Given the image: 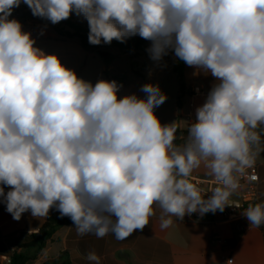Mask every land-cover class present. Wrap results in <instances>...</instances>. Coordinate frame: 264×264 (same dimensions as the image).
<instances>
[{"label": "clouds", "instance_id": "clouds-1", "mask_svg": "<svg viewBox=\"0 0 264 264\" xmlns=\"http://www.w3.org/2000/svg\"><path fill=\"white\" fill-rule=\"evenodd\" d=\"M23 3L53 24L83 15L92 45L138 34L152 41L153 60L171 49L216 83L178 147L175 124L154 111L167 99L158 85L142 86L147 98H120L116 81L83 80L9 19L21 0H0V203L14 220L55 208L80 235L125 239L148 225L154 205L180 220L233 205L234 173L249 164L253 130L264 124V0ZM202 163L222 185L208 198L188 179ZM164 215L161 228L172 223ZM242 215L259 227L264 204ZM87 259L99 264L95 252Z\"/></svg>", "mask_w": 264, "mask_h": 264}, {"label": "crops", "instance_id": "crops-1", "mask_svg": "<svg viewBox=\"0 0 264 264\" xmlns=\"http://www.w3.org/2000/svg\"><path fill=\"white\" fill-rule=\"evenodd\" d=\"M174 57L175 53L170 59V70L176 79L175 90L173 94L166 95L165 102L154 111L162 125L175 124L177 132L174 143L177 145V140L182 136L178 133L187 131L191 120L196 119V110L205 103L216 79L204 70L185 64L183 68L185 88L180 93L179 81L173 71ZM148 63L150 66L155 60L150 61L148 58ZM154 70L152 67L148 70L139 69L141 77H136L132 73L134 76L132 81L126 80L125 77L123 83L115 80L120 86L119 94L121 96L135 94L139 98H147V94L142 91L145 84L158 85L164 94L162 82L164 69L156 72ZM190 104L193 106L190 107ZM253 131L259 137L253 144L264 140V124ZM191 176L208 178L213 175L202 163ZM259 182L258 177L256 201L237 207L247 209L249 205L264 204V189L258 190ZM8 190L5 187V192ZM229 201L240 203V199L235 195L230 196ZM153 207L155 215L150 217L148 225L142 231L137 230L125 239H117L112 232L103 238H97L94 233L80 235L72 221L70 225L57 230L55 234L57 242L47 244L33 264L54 259L61 251L68 252L70 264H96L95 261L87 259L90 252L96 253L99 264H229L228 259H231L230 264H264V224L259 227L251 226L247 218L240 222L224 220L218 211L210 216L207 214L201 216L197 212L196 219L187 218L185 215L183 220H180L175 216L164 215L158 205ZM162 215L165 219L172 220L167 228L160 226ZM43 222L44 217L35 218L30 212L24 213L19 221L14 220L7 212L5 204L0 203V237L5 242L10 236H17L21 232L36 233ZM238 223L242 224V231L236 230ZM231 239L234 240L233 247L223 249L221 247L223 242ZM0 264H9V260L1 256Z\"/></svg>", "mask_w": 264, "mask_h": 264}, {"label": "rangeland", "instance_id": "rangeland-1", "mask_svg": "<svg viewBox=\"0 0 264 264\" xmlns=\"http://www.w3.org/2000/svg\"><path fill=\"white\" fill-rule=\"evenodd\" d=\"M21 7L22 0L20 6L13 9L9 19L18 20L22 25V30L31 33L36 47L46 54L57 55L67 68L74 70L78 77L83 80L91 82L93 85L101 79L118 81L124 80L125 77L126 80L132 81L134 80V76L132 75L134 70H148L152 67V69H155V72L164 69L162 81L164 84V94H173L176 86L175 76L170 70V59L174 53L173 50H167V53L160 60H155V63H152L150 66L148 63V57H151L149 51L145 54L134 51L125 54L115 48L106 47L102 44L100 50L106 56L96 51L86 52L81 48L78 38L61 37L54 29V27H58L63 31L72 32L73 30L67 26V21L87 26L88 22L83 15H77L73 12L68 19L53 24L46 18L34 16L29 7L27 9L23 8L31 13L32 16L30 18L16 17L14 12ZM44 19L47 22H43ZM151 45L152 41L148 40V50L151 48ZM119 91L117 95L122 98L123 96L119 94ZM249 159V164L256 166L257 175L260 178L258 190L259 188L264 189V140L250 146ZM6 243L8 244V242ZM2 259L4 260V258Z\"/></svg>", "mask_w": 264, "mask_h": 264}, {"label": "trees", "instance_id": "trees-1", "mask_svg": "<svg viewBox=\"0 0 264 264\" xmlns=\"http://www.w3.org/2000/svg\"><path fill=\"white\" fill-rule=\"evenodd\" d=\"M22 7L28 8L23 3ZM67 26L73 30L72 32L63 31L58 27H54L56 33L61 37L66 38H78L81 48L86 52H100L101 55L106 56L101 50L102 44L106 47L115 48L122 53L129 54L131 52H141L143 54L148 52V40L141 38L139 35L134 37H126L123 42L113 40L110 44H106L103 41L99 45H92L88 41L89 25L81 26L77 23H71L67 21ZM150 61H154L151 57H148ZM185 63L176 56L174 57L173 71L179 81L180 93L184 91L183 83V68ZM136 77H141L138 70L132 72ZM123 83L124 80H118ZM180 98V95H179ZM189 141L187 132H183L182 136L177 140V145L186 144ZM218 211V210H217ZM216 211V212H217ZM211 215L212 212L206 213ZM72 220L68 217H61L59 212L53 208L48 216L44 217V222L36 233H19L17 236H10L6 242L0 237V257L5 256L9 260V264H33L37 260L39 254L45 249L49 243H56L57 238L55 236L57 230L61 227L70 225ZM234 245V240H226L221 247L223 249H231ZM41 264H70L69 254L67 251L59 252L58 256L54 259H47Z\"/></svg>", "mask_w": 264, "mask_h": 264}, {"label": "built area", "instance_id": "built-area-1", "mask_svg": "<svg viewBox=\"0 0 264 264\" xmlns=\"http://www.w3.org/2000/svg\"><path fill=\"white\" fill-rule=\"evenodd\" d=\"M190 107L193 105L190 104ZM195 118L191 120L192 123L195 122ZM191 123V124H192ZM190 124V125H191ZM190 127V126H189ZM189 129V128H188ZM187 135L189 136L188 130L186 131ZM185 144H181L179 147H183ZM237 187L234 191L231 192L230 196L235 195L238 196L240 199L241 205L244 203H254L257 197V182H258V175L256 171V166L254 164H248L244 166L239 172L234 173ZM189 181L193 183L198 189L201 190V194L208 198L212 195V192L217 188L221 187L222 185L220 182L214 177L202 178V177H195L190 176ZM229 196V199H230ZM246 209H242L241 207H237L235 205H228L225 207L224 211L221 212L218 210V214L224 220H231L233 222H240L245 216L242 215ZM187 218L196 219L198 215L193 213L191 215H186ZM237 231H242L243 226L241 223L236 225ZM227 262H231V259H228Z\"/></svg>", "mask_w": 264, "mask_h": 264}, {"label": "water", "instance_id": "water-1", "mask_svg": "<svg viewBox=\"0 0 264 264\" xmlns=\"http://www.w3.org/2000/svg\"><path fill=\"white\" fill-rule=\"evenodd\" d=\"M14 15L18 18H30L32 15L30 12L26 11L23 7L17 9L15 12H14ZM43 22H47L45 19L43 20ZM179 135H181L182 133L179 132L178 133ZM236 205V206H240L241 203L239 202H234L233 205Z\"/></svg>", "mask_w": 264, "mask_h": 264}]
</instances>
